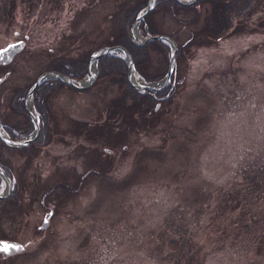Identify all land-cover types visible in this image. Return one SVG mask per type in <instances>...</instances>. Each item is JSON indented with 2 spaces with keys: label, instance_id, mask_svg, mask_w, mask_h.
I'll return each instance as SVG.
<instances>
[{
  "label": "rangeland",
  "instance_id": "obj_1",
  "mask_svg": "<svg viewBox=\"0 0 264 264\" xmlns=\"http://www.w3.org/2000/svg\"><path fill=\"white\" fill-rule=\"evenodd\" d=\"M23 1L12 18L15 0H0V45L14 29L27 35L0 65V130L7 135L6 124L17 133L10 139L20 140L27 118L10 106L17 88L51 70L53 58L90 49L114 30L118 10L115 0H39L30 11ZM262 3L241 16V30L189 43L174 97L162 107L156 101L152 112L134 107L121 126L128 131L111 145L71 120H101L122 82L102 75L83 89L52 86L44 99L49 130L36 155L26 160L0 149L10 183L16 177L24 186L15 191L19 201L0 207V238L23 250L0 255V264H264V143L254 146L264 130ZM157 11L156 27L174 42L197 27L198 19L182 23ZM132 33L141 39L137 28ZM150 55L155 62L156 52ZM48 209V225L39 229Z\"/></svg>",
  "mask_w": 264,
  "mask_h": 264
},
{
  "label": "trees",
  "instance_id": "obj_2",
  "mask_svg": "<svg viewBox=\"0 0 264 264\" xmlns=\"http://www.w3.org/2000/svg\"><path fill=\"white\" fill-rule=\"evenodd\" d=\"M263 1L264 0H253V2L249 4L250 0H195L190 4H180L175 0H152L151 7L142 15L137 23V29L140 34L162 33L156 27L154 19V14L158 12V9L168 11L169 15L177 22L190 23L198 19L197 27L189 32V36L180 43L175 42L176 49L174 60L167 83L153 94L147 91H137L132 88L126 80V64L122 56L117 55L116 52L100 55L95 62V78L108 75L113 82H122L123 89L119 95L111 98L107 103L104 117L101 120L94 121L93 123L71 120V124H78L80 126L78 132H92L94 139H99L97 143L100 142L105 146L111 145L113 140L123 139L122 135L128 130L121 131L122 123L130 118L128 113L131 112L134 107L145 112H152L156 101L162 107L165 103H169L174 97L176 83L178 82L176 79L178 62L184 58V54L188 52L189 43L196 45H202V43L207 44L218 39L220 36L241 30V27L245 24L243 20L244 17L241 16L251 14L254 10H259V4ZM145 3L146 0H115L114 4L118 6V10L115 11L117 22L114 30L102 39L96 41L90 49H85L77 53L76 56H80V58H76V56H58L50 61V66L48 68L74 79H79L85 74L87 58L91 51L97 50L104 45H118L123 47L130 55L134 73L138 74L144 81L158 80L164 74L167 66L169 55L167 44L161 39H151L142 44H134L129 37V26L136 13ZM201 6H203L202 11L200 10ZM187 13H190L191 16H187ZM150 50H153L157 54L155 56V62L152 61ZM78 61L81 65L76 68L74 63ZM64 64L71 65L67 68H62ZM31 82L17 88V91L12 96V105L10 104L11 108L12 106L15 107L14 110L21 111L27 118L26 125L19 130L24 133L25 137H27L32 130V124L23 108L22 98ZM57 84H63L67 88L73 89V87L64 84L58 78H47L41 80L32 91L31 105L36 112L38 124V132L35 138L22 147H8L0 140V149L4 147L9 151L17 152L23 155L26 160H30L32 156L36 155L38 152L36 145H41L45 142L44 138L49 130L45 124L47 118L50 117V111L45 107L44 99L50 92L51 87ZM126 98H128L129 101H126ZM2 127L9 138H15L17 135L16 131L8 128L6 124L2 125ZM261 143H264V130L254 135V146ZM84 163L88 165L94 162L91 163V160L87 159ZM101 165L102 163H99L98 168ZM0 166L8 178L12 179L13 171L11 166L3 162L1 154ZM105 168L108 169L109 164ZM21 186L22 184L19 186L15 177V181L12 182L9 193L5 197L0 198V207L6 205L7 203L5 202H9L13 199L19 201L15 191ZM60 186H62V183ZM47 192L49 193V190H47Z\"/></svg>",
  "mask_w": 264,
  "mask_h": 264
},
{
  "label": "water",
  "instance_id": "obj_3",
  "mask_svg": "<svg viewBox=\"0 0 264 264\" xmlns=\"http://www.w3.org/2000/svg\"><path fill=\"white\" fill-rule=\"evenodd\" d=\"M175 1L180 4H190V3H193L195 0H175ZM151 4H152V0H146L145 5L136 13L131 25L129 26V37H130V40L134 44H142L151 39H161L162 41L166 42V44L169 46L167 66H166L164 74L158 80L144 81L141 77H139L143 82L141 84L134 83L130 79V73L131 71H133V69H132V60L128 52L123 47L118 46V45H104L100 47L99 49H97L96 51H91L89 53L88 58H87V63H86L85 74L82 78L77 80L78 82H76L74 78L68 75H64L60 72H56L54 70H47V71L40 72L35 77V79L32 81V83L29 85L23 97V108L26 111V114L32 124V130L29 132L27 137L21 140L20 139H10L5 133L1 134L0 132V140L8 147H22V146L27 145L31 140H33L38 132L37 119H36V116L34 117L33 115L34 110L32 106L30 105L31 94H32L34 87L41 80L45 78H58L62 82H64L66 85L73 87L75 89L86 88L91 83V81L95 78V73H96L95 62L98 56L100 55L108 54L110 52H119L126 64V74H125L126 80L131 85V87L134 88L135 90L147 91V92L153 93L154 91L161 89L168 81L171 70H172L174 53L176 49L175 42L168 35L164 33H154V34L146 33L145 36H142L139 34V36L141 37V39L139 40H137L132 33V30L137 28L138 21L140 20L142 15L148 11V9L151 7ZM23 44H24L23 39H17L14 41L7 42L2 47L0 46V64H5L9 62L12 56L22 48ZM10 46H15V47L13 48ZM5 49H8L7 53H4ZM91 64H93V68H94V72L92 73H90L89 71V66ZM6 74L7 72L4 73V76ZM2 77L0 76V80L2 79ZM84 78H86V80L81 82V80ZM156 106L157 105H155V107ZM0 128H1V124H0ZM1 177L4 179L6 190L4 192H0V198L5 197L9 193L10 188H11L10 179L0 167V178ZM51 212L52 210L48 209L42 215L40 223L37 226L39 229H44L48 225V218ZM4 245H18L19 248L18 249L10 248L8 252H4L0 250V255L2 257L12 255V254L18 253L23 250V244L13 239L0 238V249H2Z\"/></svg>",
  "mask_w": 264,
  "mask_h": 264
},
{
  "label": "flooded vegetation",
  "instance_id": "obj_4",
  "mask_svg": "<svg viewBox=\"0 0 264 264\" xmlns=\"http://www.w3.org/2000/svg\"><path fill=\"white\" fill-rule=\"evenodd\" d=\"M8 1V3H9V5L14 1V0H7ZM20 1L21 0H15V2H16V4H15V8L12 10V12H11V17L12 18H15L16 17V14H17V12H16V8H17V6L19 5V3H20ZM36 4H34L33 2H32V0H24L23 2L26 4V8H27V10L26 11H30V10H35L37 7H38V4H39V0H33ZM45 1V0H44ZM62 3H64L63 2V0H60ZM32 14V13H31ZM33 16V15H32ZM146 34V33H145ZM22 36H23V38H20L19 37V35H18V32H17V30H12V33H11V38L7 41V42H9V41H14V40H17V39H25L26 37H27V35L26 34H22ZM7 42H5L4 44H6ZM24 43H25V40H24ZM3 45V44H2ZM1 46V45H0ZM23 46H24V44H23ZM22 46V47H23ZM22 49V48H21ZM20 49V50H21ZM19 50V51H20ZM18 51V52H19ZM17 53V52H16ZM15 53V54H16ZM14 54V55H15ZM13 55V56H14ZM12 56V57H13ZM12 59V58H11ZM10 59V60H11ZM10 62V61H9ZM8 63V62H7ZM7 63H5V64H7ZM0 65H4V64H0Z\"/></svg>",
  "mask_w": 264,
  "mask_h": 264
},
{
  "label": "bare ground",
  "instance_id": "obj_5",
  "mask_svg": "<svg viewBox=\"0 0 264 264\" xmlns=\"http://www.w3.org/2000/svg\"><path fill=\"white\" fill-rule=\"evenodd\" d=\"M133 30H134V29H133ZM3 46H4V45H3ZM1 47H2V46H1ZM89 71H90V73L94 72L93 64H91V65L89 66ZM130 79H131L134 83H136V84H141V83L143 82L139 77H136V75L134 74L133 71H131V73H130ZM85 80H86V78L82 79L81 82H83V81H85ZM0 132H1V130H0ZM1 134H4V133L1 132Z\"/></svg>",
  "mask_w": 264,
  "mask_h": 264
},
{
  "label": "snow or ice",
  "instance_id": "obj_6",
  "mask_svg": "<svg viewBox=\"0 0 264 264\" xmlns=\"http://www.w3.org/2000/svg\"><path fill=\"white\" fill-rule=\"evenodd\" d=\"M10 47H13L14 48L15 46H10ZM7 52H8V49H5L4 50V53H7ZM10 248H12V249H18L19 246L18 245H4L3 248L0 249V250H2L4 252H8Z\"/></svg>",
  "mask_w": 264,
  "mask_h": 264
}]
</instances>
